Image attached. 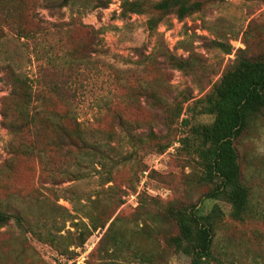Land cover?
<instances>
[{
	"label": "rangeland",
	"instance_id": "1",
	"mask_svg": "<svg viewBox=\"0 0 264 264\" xmlns=\"http://www.w3.org/2000/svg\"><path fill=\"white\" fill-rule=\"evenodd\" d=\"M122 1L110 0L104 8L85 12L81 6L83 0H76L60 11L44 8L42 0H20L24 11L23 25L32 35L18 39L7 31L3 49L6 56L13 57V64L19 72L32 77L45 63L40 51L47 50V46L56 55L61 54L63 44V47L77 48L82 55L89 56L76 68L71 84L77 88L76 114L83 124L93 129L94 120H98L104 129H109L108 124L114 122L113 114L117 112L132 123L136 133L144 140L150 132L154 134L147 140L149 146L140 149L134 160L117 164L112 171V185L116 187L114 195L123 200L115 212L119 216L117 229L126 234L132 246L152 250L154 246L163 245L161 233L164 230H175L159 217L158 211L162 206L171 201L196 202L206 190L204 186L190 183L191 162L184 152L178 150V140L188 132V127L181 124V118L191 115V124L210 122L208 115L193 114L196 111H192L193 101L210 90L239 50H244L250 57L264 53V3L203 0L199 11L182 20L172 14L164 16L150 32L146 25L147 14L120 16ZM212 40L229 43L230 52L212 47ZM167 55L187 60L191 69L184 72L172 66ZM43 69L44 81L50 77L60 79L64 74V71H59L52 75L53 70ZM7 93L8 86L0 82V100ZM149 94L155 95L160 102H154ZM106 101H112L113 112H105ZM176 102L182 105V115L171 123L165 119L160 103L171 105ZM94 137L101 143L108 140L121 155L130 151L125 140L118 141L115 136L101 133ZM21 140L6 129L0 113V206L6 204V193L18 196L20 202H30L28 205L35 203L29 198L35 195V189L47 194L45 187L49 184L39 182L40 167L36 158L17 156L11 152V146ZM238 143L245 176L257 188V205L264 207V119ZM157 145H166V148L161 152L157 150ZM108 151L114 159L120 158L113 151ZM47 152L48 166L62 164L57 153ZM10 159L11 168L6 169L4 163ZM96 169L91 161L83 162L80 179L64 182L58 188L56 197L49 194L46 200L49 207L57 213L70 215L58 234L76 232L74 223L79 220L88 222L84 212L91 204L90 198L96 197L109 205L113 203L110 195L104 191L101 193V188L98 190ZM219 203L228 211L227 204ZM142 227L147 229V234L140 231ZM105 229L93 231L84 244L75 249L77 254L67 259L54 246L23 235L12 224L3 225L0 226V262L136 264L131 256L125 261L113 262L108 254L100 251L98 243ZM253 230L261 233L259 244L251 239ZM232 232L235 239L240 236L253 252L261 249L263 255L256 260L246 256L236 264H264V222L238 225L228 221L221 233L232 235ZM238 250L243 251L241 248ZM187 262V257L182 254L164 253L156 264Z\"/></svg>",
	"mask_w": 264,
	"mask_h": 264
},
{
	"label": "trees",
	"instance_id": "2",
	"mask_svg": "<svg viewBox=\"0 0 264 264\" xmlns=\"http://www.w3.org/2000/svg\"><path fill=\"white\" fill-rule=\"evenodd\" d=\"M75 1L42 0V3L48 10L60 11ZM247 1L264 3V0ZM109 3L110 0H83L81 6L86 12L104 8ZM202 6L203 0H123L120 16L147 14L146 25L151 32L164 16L172 14L182 20ZM23 12L20 0H0V82L8 86V93L0 100V113L6 129L14 137L22 139L11 146L12 154L36 158L40 167L39 182L49 186L45 187L46 195L37 189L34 196L28 195L30 200L34 199L33 205H28V201L20 202L18 196L6 193V204L0 206V226L12 224L23 235L54 246L67 259L77 254L75 249L81 247L93 231L104 228L98 247L113 262H122L131 256L136 264H156L164 253L182 254L187 257V264H236L246 256H251L253 260L263 258L261 249L253 252L240 236L237 239L233 237L234 232L232 235L221 232L228 221L238 225L264 222V207L257 205V188L245 176V166L237 148L238 141L255 130L264 119V53L250 57L244 50H239L210 90L193 101L192 111L196 110L193 114L208 115L210 122L191 124V115L181 118L180 103H160L168 122L181 118V124L188 127L187 134L178 140V150L184 152L191 162L190 183L204 186L206 190L196 202L171 201L162 206L158 211L159 217L175 230L161 233L162 246L143 250L137 245L132 246L126 234L117 229L119 216L115 212L123 200L120 196L115 197L112 171L117 164L134 160L140 149L149 146L147 140L154 134L150 132L144 140L136 133L132 123L117 112L113 114L114 122L108 124L109 129H104L98 120H94L93 129L83 124L76 114L77 88L71 84L76 68L89 56L82 55L75 47H63V44L61 54L56 55L47 46V50L40 51L45 61L40 71L32 77L19 72L13 64V57L6 56L3 43L7 31L18 39L32 35L23 25ZM211 46L221 48L225 53L230 52L229 43L212 40ZM167 58L172 66L184 72L191 69L187 60L172 55H167ZM45 67L53 70L52 75L59 71H64V74L60 79L50 77L44 81ZM149 96L154 102H160L155 95ZM103 108L105 112L114 111L112 101H106ZM89 129L96 131L95 134ZM101 133L115 136L118 141L125 140L130 151L121 155L108 140L101 143L94 137ZM106 145L108 148H105ZM165 148L166 145H157L158 151L162 152ZM107 149L120 158L114 159ZM47 150L57 153L62 164L48 166ZM11 161H5L6 169L11 168ZM85 161L97 166L98 190L101 188V193L104 191L110 195L113 203L109 205L96 197L90 198L91 204L84 212L88 222L79 220L74 223L76 232L58 234L70 215L57 213L46 200L49 194L56 197L58 188L64 182L80 179ZM219 202L227 204L228 211ZM146 230L143 227L140 229L144 234H147ZM241 234L244 235L243 232ZM251 239L259 244L261 233L253 230Z\"/></svg>",
	"mask_w": 264,
	"mask_h": 264
}]
</instances>
